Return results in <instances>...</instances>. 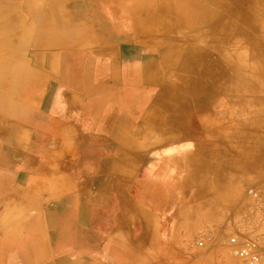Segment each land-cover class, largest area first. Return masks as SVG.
<instances>
[{
	"label": "crops",
	"instance_id": "0c3cea01",
	"mask_svg": "<svg viewBox=\"0 0 264 264\" xmlns=\"http://www.w3.org/2000/svg\"><path fill=\"white\" fill-rule=\"evenodd\" d=\"M50 1L0 5V264H245L228 246L181 243L216 217L179 143L197 134L163 130L146 75L158 62L148 38L164 37L160 56L193 55L183 28L229 5L254 23L255 0ZM181 33L189 51L171 39ZM241 209L231 235L264 247V211L244 225Z\"/></svg>",
	"mask_w": 264,
	"mask_h": 264
},
{
	"label": "rangeland",
	"instance_id": "374dc122",
	"mask_svg": "<svg viewBox=\"0 0 264 264\" xmlns=\"http://www.w3.org/2000/svg\"><path fill=\"white\" fill-rule=\"evenodd\" d=\"M255 2L257 4V9H254L255 18L253 20V31L257 40L260 42L258 43L261 50H264V0H255ZM159 5L161 4L154 5L153 11H157ZM183 8H187V6ZM216 11L217 12L212 15L214 16L217 14L218 21L211 28L210 33L206 29L208 27L204 22L200 25L195 24L189 28H183L186 31L190 29V32L197 33L198 37L195 42L198 48L196 47V49L200 51V53H206L205 55L207 56V63L204 62L202 66L213 73L212 76L207 78L206 76H201V74H197L199 76L197 77V75L186 66V58H184L186 54L182 53L180 49L169 51L160 56L165 42L164 37L154 36L153 38H148V41H150V43L152 42L149 49L154 53V57L158 58L156 64L158 68L155 72L153 71V76L158 78L156 75L157 73L159 77H162L161 79H157L159 83H161L160 86H168L170 90L178 87L189 89L192 85L198 88L197 95L199 98L194 99L191 96L187 102L188 105H195V109H191V115L187 116V119L181 125H170L173 120L171 116H173V114L179 115V112L165 113L166 115H164L163 118V130L165 131H171V129L179 127L181 133L197 134V137H194L197 138V140L180 139L179 143L181 146L187 147L191 152L196 153V170L200 169L206 172L203 174V179L206 181L207 185L204 188H207L210 193L208 194L209 196L207 195L202 201L206 200L211 203L214 216L216 217L210 221H204V223L196 228L195 232L187 236V239L183 238L181 241V243L184 242L188 246L195 245V241L197 240L201 241V246H194L197 250H203L209 246L212 247V249L218 248L219 250L220 247L226 246L225 240L231 235V230L237 223L236 220H230L228 215L236 210L237 205H242L240 211L244 212V215H242L243 220H241L244 222V225L250 224V214L256 216L264 211L261 210L264 208V205L261 207L258 206V198L264 199V132H261V127L264 125V101L260 106L256 107L255 112L257 113H254V111L251 113L245 111L240 113L241 111L238 108L235 110L233 109L231 112L228 110L229 107L227 105L224 104L222 106L221 103L224 99V95L221 88L222 86L225 87V85H223L224 83L220 73L224 70V64L227 62L232 63L234 58H238L239 65H244L250 57H248L245 49H242V47L238 51L227 49L229 48V40L234 39V34L229 31L231 28L230 26H232L234 14L235 12L241 11H237L236 5H229L227 11H220V9ZM204 20L205 17H203V21ZM245 20L250 21L248 24L251 25L252 21L250 19ZM210 34L215 37H220V42H216L218 47L212 51L204 47L206 40H212ZM238 37L239 40L242 41V35L238 34ZM171 39L181 41L180 44H182L183 50H188V38L183 37V35L178 38L174 35ZM190 46L192 47V43ZM161 57H167L171 62L176 61L184 67L174 68V65H171V68H167L163 66ZM260 62L262 69L256 70L257 72L255 73H257L256 77L259 79L261 86L263 85L264 87V61L261 60ZM234 63L236 64L235 61ZM172 81L174 82L172 83ZM171 85H173V88H171ZM147 86L151 91L156 89L153 88L152 84H147ZM199 99H201V103L197 102ZM177 108H179L181 112V108L179 106H177ZM182 114H184L183 111ZM237 114H239V116ZM241 120L244 124L241 123ZM244 125L245 127H242ZM235 129H241L243 134L238 137H236L235 134L231 136L226 135V133ZM248 129L254 130L255 132L253 134L255 135H250L251 133L247 132ZM175 141L177 142L178 140ZM260 143L263 147L260 152L253 153L249 151L251 147H259L258 145ZM195 163L187 165V168L192 166L191 170H193ZM242 169L243 171H241ZM180 174L182 178L183 172ZM184 178L185 183H191L192 176L189 177L186 175ZM230 183L234 191L236 189L239 190L238 195L234 193V191L232 192L233 194L225 193ZM194 189L195 188L190 187L182 190L183 196H181L186 199L188 192L190 193L194 191ZM220 191H222V193H220ZM250 191L255 193V198L251 195L252 193ZM242 202L243 204H241Z\"/></svg>",
	"mask_w": 264,
	"mask_h": 264
},
{
	"label": "bare ground",
	"instance_id": "6f19581e",
	"mask_svg": "<svg viewBox=\"0 0 264 264\" xmlns=\"http://www.w3.org/2000/svg\"><path fill=\"white\" fill-rule=\"evenodd\" d=\"M37 1L40 2L41 0H0V5L1 6L3 5L4 7L9 6L12 10V9H14L13 5L15 3H17L18 5L19 4H25V6H27L29 8V5H31V4H33V2L35 3ZM46 1H48V3L51 5L53 4V2H51L50 0H46ZM139 2H141V1H139ZM138 4H141V3H138ZM210 4L213 5V2ZM210 8H212V7H210ZM146 11L147 10H145V13H146ZM217 16L218 15L215 14L214 16L212 15V16H209V18H208V20H210V22H209V25L207 26L208 28H206V29L209 31V33L211 31V28L218 21ZM152 17H154V16H152ZM252 18H253L252 9L242 11V13L241 12H235L234 18L232 20V26H230L231 28L229 30L231 33L234 34V39L229 40V46H228L229 48H227V47L226 48L231 49L233 51H238L242 47V49H245V52L247 53L248 57H250L249 60L246 63H244V65H239V59L234 58V61L236 62V64L234 63V61L232 63H230V62L225 63L224 64V70L222 73H220V75L223 79V83H224L223 85H225V87L222 86V88H221V91L223 92V95H224V99H223L221 104H222V106L224 104L227 105L229 107L228 110H230L231 112L233 111V109L235 110L238 108L241 111L240 113H242L244 111L249 112V113L254 111V113H257V112H255L256 107L260 106V104L264 101V87H263V85L261 86L259 79H257V77H256L257 73H255V72H257L256 70L262 69V67H261L262 65H261L260 61L261 60L264 61V50H261V47L259 45L260 42H259V40H257V38L255 36V33L253 31L254 30L253 23H251V25H249L248 22H250V21L245 20V19H250L252 21ZM0 20H2L1 17H0ZM150 28H151V26H150ZM177 30H178V28H177ZM202 30H201V32H202ZM181 34L183 35V33H181ZM238 34L242 35V37H243L242 41L239 40ZM210 36H211L212 40H209V41L206 40L204 43V47L208 48L212 51L218 47L216 45V42H220V37H215V36H212L211 34H210ZM221 41H222V39H221ZM196 47H197V45H196ZM189 50H187V51H189ZM170 51H174V50H170ZM178 54H176V55H178ZM205 54L206 53H200V51H198L196 49V53H194L193 55H191V53H189V54L187 53L186 57H184V58H186V61H185L186 66L189 67L192 70V72H194L196 75L201 74V76H206V78H207L209 76H212L213 73L209 72L208 70H206V68L204 66H202L204 64V62L207 63V61H206L207 56ZM174 59H176V58H174ZM161 60H162L163 66H166L167 68H171L172 67L171 65H174V68L184 67L183 65L178 64L176 61L171 62L170 60H168L167 57H161ZM101 61H102V59H101ZM128 65H129V63H128ZM128 65L126 66L127 68H128ZM157 68H158L157 65H154L149 70V73L146 75L147 84H152L153 88H156L155 89L156 93H155V95H152V97L154 96L153 98L159 102V105L162 106L164 114L165 113H171V112L172 113H174V112L180 113L179 115L173 114V116H171L173 118V120L170 123V125L175 124L176 126H179V124L181 125V123H182L180 121L184 115V114H182V105L184 103L187 104V102L189 101L188 99L191 96L194 99L199 98V96L197 95L198 88L196 86H193V85L189 89H183V88H179V87L173 88L172 87L173 85H171V88H173V89L170 90L168 86H162V85L160 86L161 83H159V81L156 79V77L153 76V71L155 72V70ZM198 75H197V77H199ZM219 79H221V78H219ZM173 82L174 81H172V83ZM92 84H94V83H92ZM189 91H192V92H189ZM197 102L201 103L202 101H201V99H199V100H197ZM177 106H179L181 108V112H180L179 108H177ZM257 110H258V108H257ZM183 112L185 113V111H183ZM239 114H237V115L239 116ZM241 123L244 124L242 120H241ZM242 127H245V125ZM247 132L251 133L250 135H253V136L255 135V134H253L255 132L254 130L248 129ZM261 132H264V125H262V127H261ZM234 134L236 137H238V136H241L243 134V131L241 129H235V130H232V131H229L228 133H226V135H228V136H231ZM258 146L259 147H251V149H249V151H251L253 153L254 152L255 153L260 152L263 147H262L261 143ZM188 165H190V163Z\"/></svg>",
	"mask_w": 264,
	"mask_h": 264
},
{
	"label": "built area",
	"instance_id": "2783aa9c",
	"mask_svg": "<svg viewBox=\"0 0 264 264\" xmlns=\"http://www.w3.org/2000/svg\"><path fill=\"white\" fill-rule=\"evenodd\" d=\"M251 193V195L255 198V193ZM262 205H264V199L258 198V206L261 207ZM261 210H264V208ZM195 245L201 246V241H195ZM225 245L231 249L233 255L241 257L245 264H264V247H260L258 241L253 237H246L238 245L236 238L231 235L226 238Z\"/></svg>",
	"mask_w": 264,
	"mask_h": 264
}]
</instances>
